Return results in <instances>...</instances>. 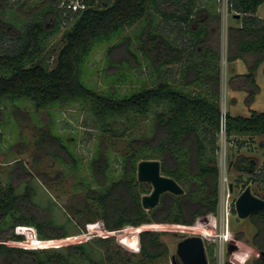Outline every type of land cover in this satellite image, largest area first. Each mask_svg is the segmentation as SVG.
<instances>
[{
	"label": "rangeland",
	"instance_id": "rangeland-1",
	"mask_svg": "<svg viewBox=\"0 0 264 264\" xmlns=\"http://www.w3.org/2000/svg\"><path fill=\"white\" fill-rule=\"evenodd\" d=\"M71 1L75 4L83 2L0 0V25L7 34H0V54L13 52L24 43L26 28L43 19L44 8L57 4L58 8L66 10V16L69 14L66 6ZM111 1L95 0L99 4ZM195 1V20L191 25L194 30L205 29L207 35L206 42L197 45V51H191L194 36L180 30L176 21L164 17L161 12L173 11V2L160 3L159 9L151 3L144 19L96 48L88 62L87 82L99 92L118 96L158 85L161 80H169L192 93L205 90V85L195 87L188 83L197 76L191 64L200 62L201 51L210 46L220 54L219 95L223 113L250 116L253 110L264 112V63L255 74L260 89L250 102L253 87L246 86L244 74L240 72H248L256 58L247 55L242 61L229 60L236 52V47H231L229 26L238 13L231 9L229 0ZM57 25L52 23L50 16V31L42 39L44 51L34 64L49 69L56 66L65 44L64 33L71 23ZM149 30L186 48L181 60L162 67L158 66L161 60L153 63L141 49V39L148 38ZM113 46L116 47L109 51ZM114 73L120 78L112 79ZM4 74L6 72L0 70V75ZM165 110L164 106L156 105L146 115L115 117L105 130L97 123L90 105L84 102L39 109L32 100L26 99L0 106V196L12 185L24 210L34 213L41 221L52 222L58 229L62 226L66 234L65 240L50 241L39 237L35 228L29 225L24 230L29 248L45 254L49 264H55L60 257L66 258V264H173L174 256L181 262L177 254L178 243L187 236L200 235L205 242L209 240L208 244L214 243L212 255L206 248L209 264H258L262 256L255 243V235L259 232L255 224L258 218L239 217L236 203L248 186L253 194L264 198V181H252L257 172H264V134L227 137L223 131L218 137L220 183L215 238L207 225L209 217L199 218L190 226L164 219L172 204L170 192L164 193L160 203L152 208L156 209L159 219L148 221L138 233L130 228L122 229L123 232H106L101 207L89 196L94 190L110 186L108 174L113 177L111 180L121 177L125 156L156 135L160 130L156 117ZM56 136L60 142L44 141ZM237 163L244 171L236 169ZM183 188V201L189 202L195 211L202 210L199 186H194V190ZM1 226L6 229L9 225L2 223ZM142 231L159 234L161 249H166L163 256L154 260L145 256L140 247ZM69 245L80 249L69 251ZM8 263L7 258H0V264Z\"/></svg>",
	"mask_w": 264,
	"mask_h": 264
},
{
	"label": "trees",
	"instance_id": "trees-1",
	"mask_svg": "<svg viewBox=\"0 0 264 264\" xmlns=\"http://www.w3.org/2000/svg\"><path fill=\"white\" fill-rule=\"evenodd\" d=\"M83 2L87 5L86 9L72 12L66 8L69 11L66 16V10L58 8L57 4L44 8L43 19L26 28L24 43L13 52L0 54V70L6 72L0 75V106L6 103L17 104L26 99L32 100L39 109L84 102L90 105L97 123L105 130L112 125L111 120L115 117L146 115L156 105L164 106L167 110L156 117L160 123V130L156 135L145 144L140 143L125 156L120 178L111 180L113 177L108 174L107 182L110 181V186L94 190L89 197L101 207L106 232H123L130 228L138 233L148 221L159 219L156 209L147 210L142 205L143 196L151 192L152 186L150 183L138 181V164L142 160L157 159L161 161L164 175L173 177L188 189L194 190L193 187L198 185L203 202L202 210L195 211L189 202L183 201L185 195L172 194V204L164 219L178 225L190 226L199 218L209 217L207 225L212 229V236L215 238L220 183L218 137L223 132V112L219 95L220 54L213 47L205 46L199 55L200 62L191 64L190 67L197 71V76L188 85L196 87L202 84L206 87L205 90L194 93L178 88L169 80H161L158 85L141 88L123 96L116 93L105 94L95 90L87 82L86 74L88 62L96 48L122 34L126 27L144 19L151 3L159 9L160 3L173 2V11L161 12L164 17L176 21L180 30L194 36L191 40V51H197V45L205 43L207 35L205 29L196 31L191 25L195 20L193 8L196 1L113 0L104 4L96 3L95 0ZM229 3L231 9L238 13L235 16L243 15V25L230 32L231 45L236 41L238 52L229 56V60L234 61L246 54L256 58L255 64L249 66V71L244 74L246 86L253 87L249 97L252 102L260 89L255 74L264 63V19L256 16L264 0H229ZM50 16L52 23L58 24V27L62 23H71L64 33L65 44L58 55L56 66L52 69L34 64L44 51L42 39L50 31ZM0 34L7 35L1 25ZM141 42L142 51L153 63L156 60L162 61L158 63L159 67L179 62L186 49L175 45L163 34L152 33L150 30L148 38L141 39ZM115 47L109 48V51L112 52ZM185 72L187 75L189 70ZM111 78L120 77L114 73ZM224 131L227 137L235 134L263 135L264 112L253 110L250 116L228 112L225 115ZM55 140L60 142L58 136L44 141ZM238 163L236 169L244 171ZM263 176V171L257 172L252 181L263 182ZM252 218H258L255 224L259 232L255 235V243L262 253L258 264H264V210L253 214ZM2 223L9 225L8 228H3ZM29 225L43 239H66L62 226L58 229L52 222L41 221L34 213L24 210L15 188L10 185L0 196V258H7L8 264H49L45 254L29 248L26 244L24 230ZM140 235V247L149 260L165 254L166 249H161L158 233L142 231ZM208 241L206 239L205 245L212 255L214 243L208 244ZM68 247L69 251L80 249L79 246ZM66 263V258L60 257L55 264Z\"/></svg>",
	"mask_w": 264,
	"mask_h": 264
},
{
	"label": "water",
	"instance_id": "water-1",
	"mask_svg": "<svg viewBox=\"0 0 264 264\" xmlns=\"http://www.w3.org/2000/svg\"><path fill=\"white\" fill-rule=\"evenodd\" d=\"M138 181L147 182L153 186L152 192L142 198V205L147 210L155 208L160 203L161 196L166 192L175 195L185 193V189L176 179L162 173L161 161L157 159L139 162ZM236 210L239 217L249 218L264 210V198L253 194L251 186H248L239 196ZM177 254L181 262L174 256L173 264H209L205 241L200 235H190L183 238L178 243Z\"/></svg>",
	"mask_w": 264,
	"mask_h": 264
},
{
	"label": "crops",
	"instance_id": "crops-1",
	"mask_svg": "<svg viewBox=\"0 0 264 264\" xmlns=\"http://www.w3.org/2000/svg\"><path fill=\"white\" fill-rule=\"evenodd\" d=\"M264 3L262 4V5H260L259 6V8H258V10H257V12H256V16L257 17H259V18H261V19H264ZM243 15L242 16H234V19H233V21H232V23L230 24V28H231V30H233V29H236V28H238V27H241L242 25H243ZM200 29V28H199ZM197 31V30H196ZM233 45L236 47V41L231 45V47H232V49H234V47H233ZM238 52V50H237V48H236V52H235V54ZM247 55L248 56H251V58L252 57H254L253 55H251V54H246L245 56H243V57H239V58H237L236 60H234V61H242V60H244L245 59V57H247ZM262 65V64H261ZM264 65V64H263ZM241 74H246L247 72H240Z\"/></svg>",
	"mask_w": 264,
	"mask_h": 264
},
{
	"label": "built area",
	"instance_id": "built-area-1",
	"mask_svg": "<svg viewBox=\"0 0 264 264\" xmlns=\"http://www.w3.org/2000/svg\"><path fill=\"white\" fill-rule=\"evenodd\" d=\"M66 5V3H65ZM87 5L84 2H77L76 4L74 3V1H71L70 3L67 4L66 8L72 12H76L79 10H84L86 9ZM223 112V111H222ZM225 115L226 113H223V120H222V127H223V131H224V127H225Z\"/></svg>",
	"mask_w": 264,
	"mask_h": 264
}]
</instances>
